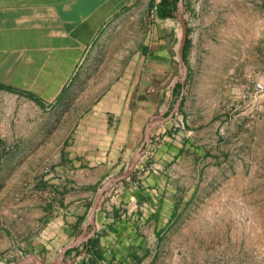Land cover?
Returning <instances> with one entry per match:
<instances>
[{
	"label": "crops",
	"instance_id": "obj_1",
	"mask_svg": "<svg viewBox=\"0 0 264 264\" xmlns=\"http://www.w3.org/2000/svg\"><path fill=\"white\" fill-rule=\"evenodd\" d=\"M161 1L0 0V162H20L3 187L14 198L0 200V264L50 260L78 236L60 264H153L202 197V167L231 156L236 118L184 114L177 14L182 5L189 38L196 18L243 20L253 2L264 18V0H177L176 18L150 20ZM244 23L228 22L247 33ZM139 149L89 223L99 188Z\"/></svg>",
	"mask_w": 264,
	"mask_h": 264
},
{
	"label": "rangeland",
	"instance_id": "obj_2",
	"mask_svg": "<svg viewBox=\"0 0 264 264\" xmlns=\"http://www.w3.org/2000/svg\"><path fill=\"white\" fill-rule=\"evenodd\" d=\"M252 5L255 15L243 20L206 17L191 24L183 112L237 121L227 137L231 156L202 167V197L170 226L153 264H264V89H254L257 81L264 86V18ZM245 19L247 33L228 24L242 21L244 29ZM15 154L0 162V200L14 198L3 187L17 176Z\"/></svg>",
	"mask_w": 264,
	"mask_h": 264
},
{
	"label": "water",
	"instance_id": "obj_3",
	"mask_svg": "<svg viewBox=\"0 0 264 264\" xmlns=\"http://www.w3.org/2000/svg\"><path fill=\"white\" fill-rule=\"evenodd\" d=\"M178 20L180 21L182 27H183V38H182V44L181 47L179 49V56H180V61L181 64L183 66V70H184V74L182 76V79H184L187 75V66L186 63L184 61L183 58V50H184V46L185 43L187 41V35H188V31H187V25L186 22L183 18L182 15V5H181V10L180 12L177 14ZM163 120H158V121H153L152 123L148 124L147 127L145 128V132H144V139L142 142V145L148 144L149 139H150V132L151 130L158 124L162 123ZM141 148V147H140ZM141 155V149H139L135 155L132 157L129 166L127 167V169L120 175L115 176L110 178L109 180H107L98 190V193L96 195L95 198V202L91 208L90 211V216H89V223H93V217L95 214V210L100 202V199L102 198L103 193L105 192V190L113 183H116L118 181H122L123 179L127 178L134 170L138 160L140 159ZM85 238L83 236H78L74 241H72L71 243L63 246L56 254L55 258L51 261H43L42 259L38 258L35 255H28L27 257H25L24 259L19 260L18 262H16L15 264H29V263H34V264H60L63 260V257L66 253L67 250L72 249L76 246H78Z\"/></svg>",
	"mask_w": 264,
	"mask_h": 264
},
{
	"label": "trees",
	"instance_id": "obj_4",
	"mask_svg": "<svg viewBox=\"0 0 264 264\" xmlns=\"http://www.w3.org/2000/svg\"><path fill=\"white\" fill-rule=\"evenodd\" d=\"M177 0H162L158 5L157 14L161 18H176L177 12ZM188 40L185 43L183 56L186 58V49H187Z\"/></svg>",
	"mask_w": 264,
	"mask_h": 264
},
{
	"label": "built area",
	"instance_id": "obj_5",
	"mask_svg": "<svg viewBox=\"0 0 264 264\" xmlns=\"http://www.w3.org/2000/svg\"><path fill=\"white\" fill-rule=\"evenodd\" d=\"M157 11H158V3H154L152 8L149 11V19L154 21V19L157 17ZM254 89L256 93L262 92L264 89L263 84L260 81H257L254 83ZM176 116H178V113L176 112ZM182 120L177 118L176 127H179L182 125Z\"/></svg>",
	"mask_w": 264,
	"mask_h": 264
}]
</instances>
